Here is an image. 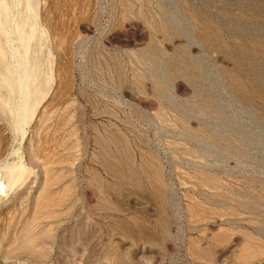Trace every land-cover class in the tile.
<instances>
[{
    "label": "rangeland",
    "instance_id": "374dc122",
    "mask_svg": "<svg viewBox=\"0 0 264 264\" xmlns=\"http://www.w3.org/2000/svg\"><path fill=\"white\" fill-rule=\"evenodd\" d=\"M0 168V264H264V0H0Z\"/></svg>",
    "mask_w": 264,
    "mask_h": 264
},
{
    "label": "bare ground",
    "instance_id": "6f19581e",
    "mask_svg": "<svg viewBox=\"0 0 264 264\" xmlns=\"http://www.w3.org/2000/svg\"><path fill=\"white\" fill-rule=\"evenodd\" d=\"M25 105V104H24ZM26 106V105H25ZM24 113V112H23ZM24 138H25V133H24V131H23V135H22V142H23V140H24ZM22 144V143H21ZM20 144V145H21ZM4 169H2V168H0V173L3 171ZM8 177H12V175H9ZM6 179V178H5ZM4 179V177H2L1 178V176H0V188H2V183H1V180H5ZM1 190V189H0Z\"/></svg>",
    "mask_w": 264,
    "mask_h": 264
}]
</instances>
